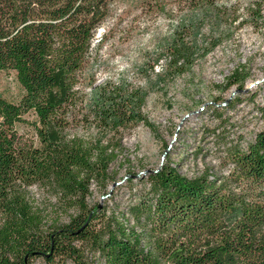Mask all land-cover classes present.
I'll return each instance as SVG.
<instances>
[{
  "label": "trees",
  "instance_id": "1",
  "mask_svg": "<svg viewBox=\"0 0 264 264\" xmlns=\"http://www.w3.org/2000/svg\"><path fill=\"white\" fill-rule=\"evenodd\" d=\"M111 2L0 0V71L13 70L21 88L16 100L0 93V264H31L40 254L47 264L70 258L78 264H264V124L245 147L228 150L222 180L190 178L164 162L149 170L148 190L129 205L139 230L87 205L90 181L106 177L116 152L66 127L76 111L102 127L141 117L132 89L104 81L85 98L79 88L94 82L84 72L87 55ZM195 17L178 21L165 52L156 55L155 61L168 57L165 69L181 72L191 64L181 30ZM21 122L31 125L35 140L14 142L2 133ZM32 183L54 187L77 209L68 222L41 226L23 191ZM77 242L97 250L99 260L82 259Z\"/></svg>",
  "mask_w": 264,
  "mask_h": 264
},
{
  "label": "rangeland",
  "instance_id": "2",
  "mask_svg": "<svg viewBox=\"0 0 264 264\" xmlns=\"http://www.w3.org/2000/svg\"><path fill=\"white\" fill-rule=\"evenodd\" d=\"M109 12L96 27L87 55L84 72L94 82H82L79 88L85 98L92 85L104 81L122 91L132 89L139 96L132 101L141 117L102 127L80 120L76 111L65 131L108 142L116 152L106 177L90 181L85 200L99 215L117 216L139 230L129 205L148 190L149 170L164 162L190 178L207 174L222 180L228 150L245 147L264 124V0H112ZM180 20H187L181 33L191 44L193 60L177 72L164 68L165 54L155 59L165 52ZM20 89L13 70L0 71L3 96L16 100ZM2 133L14 142L35 140L26 122ZM23 191L43 228L68 222L77 210L54 187L32 183ZM77 244L82 259L99 260L88 243ZM30 261L47 264L41 254ZM63 264L78 262L70 258Z\"/></svg>",
  "mask_w": 264,
  "mask_h": 264
}]
</instances>
